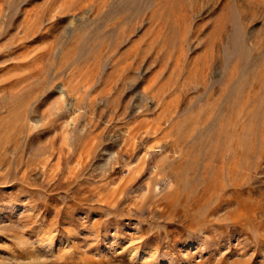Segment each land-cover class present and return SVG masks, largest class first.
Here are the masks:
<instances>
[{
	"label": "rangeland",
	"instance_id": "1",
	"mask_svg": "<svg viewBox=\"0 0 264 264\" xmlns=\"http://www.w3.org/2000/svg\"><path fill=\"white\" fill-rule=\"evenodd\" d=\"M0 264H264V0H0Z\"/></svg>",
	"mask_w": 264,
	"mask_h": 264
}]
</instances>
